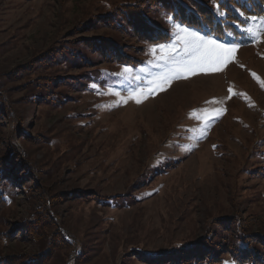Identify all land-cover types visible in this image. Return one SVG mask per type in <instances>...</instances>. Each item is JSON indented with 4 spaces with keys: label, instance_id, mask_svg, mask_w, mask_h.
Segmentation results:
<instances>
[{
    "label": "rangeland",
    "instance_id": "rangeland-1",
    "mask_svg": "<svg viewBox=\"0 0 264 264\" xmlns=\"http://www.w3.org/2000/svg\"><path fill=\"white\" fill-rule=\"evenodd\" d=\"M125 2H141L147 20L171 41L150 44L125 25L113 27L121 26L115 11ZM160 2L0 0L1 81L21 113L26 140L18 142L39 183L31 193L18 187L2 209L0 254L40 251L43 236L23 239L19 227L36 211L43 213L44 235L61 229L71 242L55 247L49 264H163L166 251L234 233L232 216L247 232L264 236V87L252 75L264 80V37L253 42L246 35L252 21L222 39L189 27L238 44L233 59L219 71L186 73L137 103L128 97L146 91L163 71L154 62L162 53H152V46L176 41ZM98 36L115 40L132 60L107 63L74 43ZM60 42L75 44L91 63L77 59L44 73L34 64L29 74L30 60L41 63ZM21 65L26 73L9 74ZM48 73L64 79L52 86L55 104L34 101L26 91L28 79ZM229 88L243 95H230ZM217 109L222 112L213 118ZM10 127L0 119V156ZM226 262L239 264L226 255L215 264Z\"/></svg>",
    "mask_w": 264,
    "mask_h": 264
},
{
    "label": "trees",
    "instance_id": "trees-1",
    "mask_svg": "<svg viewBox=\"0 0 264 264\" xmlns=\"http://www.w3.org/2000/svg\"><path fill=\"white\" fill-rule=\"evenodd\" d=\"M158 5L176 22L202 31L204 35L219 39L225 37L226 31L238 34L236 27L243 26L248 21L250 22L248 19H243L244 15L247 17L264 15V0H161ZM217 6L224 12L225 16L217 15ZM115 12L121 26L116 24L113 27L124 29L123 26L125 25L130 30L129 32L137 39L148 41L150 44L168 40L169 35L164 29L147 20L144 6L141 2H125L120 4ZM241 13H244V15H241ZM108 19L113 24L117 23L110 16H108ZM233 22L237 24L233 25ZM78 25H80V28H75L78 31L85 29L83 22H80ZM77 42L79 46L107 63H128L132 60L129 54L125 53L115 40L108 37H83L77 38L74 43ZM53 47L47 50L45 54H42L41 63L38 64L39 58L30 60V64L25 68L29 71V74H34L37 66L44 73L56 65L58 66L62 63L66 65V63L69 64L77 59L84 64L91 63L85 52H79L75 48V44L70 46L64 42H60ZM34 64L37 66H34ZM22 67V65L15 67L14 71H9V74L17 73L16 76H18V73H26ZM3 77L6 76L0 74V119L2 122H9L11 127L7 134V143L5 142L6 145L9 144V148L3 145V149H6L3 150V156H0V217L2 209L13 200L12 195L18 192V187L25 193H31L33 188L39 189L38 177L36 178L35 176V166L27 158L26 152L18 142L19 137L25 136L23 134L24 125L21 113L13 104V100L9 97L7 89L4 88L1 81ZM60 80H64L63 76H57L52 73L39 75L25 82L27 86L26 91L30 93L29 96H33L34 101L43 102V100H49V102L55 104V99H57L55 95L57 94L54 93L52 86ZM22 140H26V137L22 138ZM0 149L2 150V146ZM44 192L45 189L39 194V197L43 198ZM228 219L229 227L235 224L234 233L226 230L227 234L221 242L206 243L203 241L194 243L187 249L179 247V250L166 251V259L161 260L162 263L215 264L220 263L223 256L226 255L239 264H264V236L247 232V227L242 226L241 220L235 216L228 217ZM42 221L43 213L36 211L32 217L19 225L21 232H23L21 236L23 239L26 235H33L34 237L43 236V244L40 251L29 254H0V264H49V261L55 255V247L62 246L65 248L71 245L65 232L61 229L54 228V231L49 236L44 235L42 232ZM52 224H54V221L49 223V225ZM221 225H223L222 222ZM12 232L9 231L3 235L5 238H8Z\"/></svg>",
    "mask_w": 264,
    "mask_h": 264
},
{
    "label": "snow or ice",
    "instance_id": "snow-or-ice-1",
    "mask_svg": "<svg viewBox=\"0 0 264 264\" xmlns=\"http://www.w3.org/2000/svg\"><path fill=\"white\" fill-rule=\"evenodd\" d=\"M216 12L218 16L224 15V12L218 6ZM241 15H244V13H241ZM168 19L173 22V27L176 29L174 33L176 41L152 46V53H155L157 49L162 53L156 57V61L154 62L155 66L163 69V71L149 80V86L146 91L141 89L137 94L128 97L135 99L137 103L141 102L140 97L146 98L147 96L154 95L157 90H164L165 84L173 79L181 78L186 73L195 74L197 70L201 72L219 71L222 66L233 59L232 54L239 47L238 44H221L215 39L200 35L199 32L191 30L186 25L176 24L172 17H168ZM247 19L252 21L253 24L245 29L246 35L253 42H259L264 37V18L253 16ZM258 19L260 20L259 25L255 24ZM168 39L171 41V37ZM123 71L128 73L130 69L125 67ZM252 75L259 81L261 87H264V80H261L255 73H252ZM229 93L230 95H243L241 93H233L231 88H229ZM121 102H126V99L121 98ZM202 111L207 112L208 110ZM221 112L222 110L220 109L215 110L213 118L218 117ZM204 119L207 122L209 117L205 116Z\"/></svg>",
    "mask_w": 264,
    "mask_h": 264
}]
</instances>
